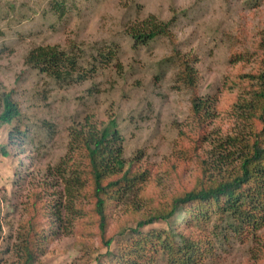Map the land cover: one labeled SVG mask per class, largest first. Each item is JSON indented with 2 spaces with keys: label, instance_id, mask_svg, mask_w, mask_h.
Segmentation results:
<instances>
[{
  "label": "rangeland",
  "instance_id": "obj_1",
  "mask_svg": "<svg viewBox=\"0 0 264 264\" xmlns=\"http://www.w3.org/2000/svg\"><path fill=\"white\" fill-rule=\"evenodd\" d=\"M148 18L169 22L173 39L134 41L129 32ZM39 46L75 57L85 77L60 84L27 65ZM174 49L189 59L199 97L213 102L207 138L219 141L237 127L233 105L247 76L264 69V0H0V93L12 95L27 132L8 144L9 126L0 127V264H27L28 249L29 264L107 261L88 185L65 189L71 170L85 165L70 140L86 121L114 117L126 164L144 176L111 211L107 234L127 229L113 252L150 205L193 182L199 161L212 168L211 141L194 142L191 94L175 80ZM225 228L217 222L207 264H264V226L246 241Z\"/></svg>",
  "mask_w": 264,
  "mask_h": 264
},
{
  "label": "trees",
  "instance_id": "obj_2",
  "mask_svg": "<svg viewBox=\"0 0 264 264\" xmlns=\"http://www.w3.org/2000/svg\"><path fill=\"white\" fill-rule=\"evenodd\" d=\"M168 26L169 22L148 18L143 25L133 27L129 36L142 44L160 35L172 40ZM172 59L178 68L175 80L191 94L190 114L197 125L194 142L198 147L203 140H210L206 129L213 118V102L199 97L189 59L175 49ZM25 63L60 84L74 75L76 81L85 77L79 73L77 59L57 46L30 50ZM247 77L249 84L233 105L237 127L220 135L219 141L210 140L212 168L209 162L199 161L202 167L193 182L150 205L148 213L128 229L129 237L119 244L117 252L112 251V244L117 236L126 235L127 229L107 234L111 211L135 195L143 173L126 164L114 117L105 124L86 121L74 128L70 149L80 151L85 165L71 170L65 189L71 193L88 185L86 193L92 201L89 212L96 224L93 234L106 248L102 255L107 261L96 264H161L159 253L166 255L163 264H207L215 251L211 234H217V222L224 223L233 237L245 241L264 226V69ZM19 114L12 95L0 93V127L9 126L8 144H16L18 139L24 142L27 137L26 129L17 124ZM1 152L8 155L7 145L1 146ZM157 223H165V227H148ZM34 260L28 249L27 264Z\"/></svg>",
  "mask_w": 264,
  "mask_h": 264
}]
</instances>
